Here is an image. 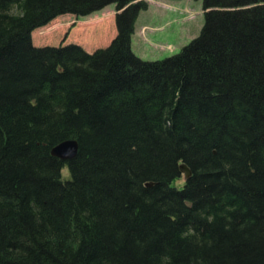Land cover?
<instances>
[{
    "label": "trees",
    "instance_id": "obj_1",
    "mask_svg": "<svg viewBox=\"0 0 264 264\" xmlns=\"http://www.w3.org/2000/svg\"><path fill=\"white\" fill-rule=\"evenodd\" d=\"M202 1L145 61V0H0V264H264V0ZM112 4L108 47L33 44Z\"/></svg>",
    "mask_w": 264,
    "mask_h": 264
},
{
    "label": "rangeland",
    "instance_id": "obj_2",
    "mask_svg": "<svg viewBox=\"0 0 264 264\" xmlns=\"http://www.w3.org/2000/svg\"><path fill=\"white\" fill-rule=\"evenodd\" d=\"M131 38L132 51L145 61H159L181 52L204 26L202 0H145ZM116 5L89 16L63 15L32 34L37 47L77 44L89 53L108 47L117 36Z\"/></svg>",
    "mask_w": 264,
    "mask_h": 264
},
{
    "label": "water",
    "instance_id": "obj_3",
    "mask_svg": "<svg viewBox=\"0 0 264 264\" xmlns=\"http://www.w3.org/2000/svg\"><path fill=\"white\" fill-rule=\"evenodd\" d=\"M78 154V143L76 141H66L52 150V155L60 160H73Z\"/></svg>",
    "mask_w": 264,
    "mask_h": 264
}]
</instances>
